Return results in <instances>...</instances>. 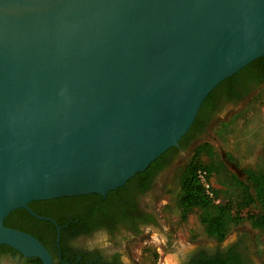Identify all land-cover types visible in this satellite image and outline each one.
I'll list each match as a JSON object with an SVG mask.
<instances>
[{
  "label": "water",
  "instance_id": "95a60500",
  "mask_svg": "<svg viewBox=\"0 0 264 264\" xmlns=\"http://www.w3.org/2000/svg\"><path fill=\"white\" fill-rule=\"evenodd\" d=\"M263 55L264 0H0V245L52 264L8 213L124 185Z\"/></svg>",
  "mask_w": 264,
  "mask_h": 264
},
{
  "label": "flooded vegetation",
  "instance_id": "af4514ba",
  "mask_svg": "<svg viewBox=\"0 0 264 264\" xmlns=\"http://www.w3.org/2000/svg\"><path fill=\"white\" fill-rule=\"evenodd\" d=\"M259 59L233 74L234 78L215 92L198 124L161 162L146 171L149 164L144 174L135 177L136 173L124 185L106 193L32 199L28 202L31 211L24 207L12 210L9 226L35 236L49 251L52 264H167L165 243L160 244L157 236H164L169 246L170 233L162 229L149 208L150 198L158 192L161 175L177 157L206 136L223 113L230 114L234 106L245 105L264 87V55ZM213 242L212 246L200 244L177 251L178 264H264L241 234L225 242ZM0 264L42 261L1 244Z\"/></svg>",
  "mask_w": 264,
  "mask_h": 264
},
{
  "label": "trees",
  "instance_id": "16d2710c",
  "mask_svg": "<svg viewBox=\"0 0 264 264\" xmlns=\"http://www.w3.org/2000/svg\"><path fill=\"white\" fill-rule=\"evenodd\" d=\"M234 76L224 79L207 95L190 129L182 138L198 124L199 116L211 105L215 92ZM213 133L221 142V151L209 141L199 142L176 175V210L182 221L187 219L190 212L197 210L206 236L218 241H222L234 226L248 221L258 230V253L264 262V167L255 169L259 162L264 163V87L242 108L219 120L213 126ZM171 148L153 160L146 171L161 162ZM225 158L242 171L243 177L235 176L229 183L223 179ZM199 170L206 172L212 195L206 192L198 176ZM146 171L137 173L135 177ZM12 212L4 219L6 226L11 222Z\"/></svg>",
  "mask_w": 264,
  "mask_h": 264
},
{
  "label": "rangeland",
  "instance_id": "374dc122",
  "mask_svg": "<svg viewBox=\"0 0 264 264\" xmlns=\"http://www.w3.org/2000/svg\"><path fill=\"white\" fill-rule=\"evenodd\" d=\"M242 104L234 106L229 111L234 112L242 108ZM231 112V113H232ZM229 113V112H228ZM228 113H223L222 118H227ZM209 141L212 143L217 150L221 151V142L213 133V127L209 129L206 136H202L197 139L193 148L187 151L185 154L176 158L173 164L169 169L163 172L160 177V184L158 187V192L154 194L149 201V208L155 212L157 219L162 224L164 230L170 233L171 243L169 246L166 245V238L164 236H157L160 244L165 243V254L167 257H175L176 264H178V253L177 251H185L194 245H205L212 246L214 245L213 241L222 242L227 241L229 238L236 236L237 234L243 235L246 242L250 244L249 249H256V254L259 259L263 260L262 256L258 253V242H257V233L258 230L253 228L248 221L234 226L228 235L222 240L218 241L212 238H209L204 233L201 223L199 221L198 211L190 212L187 219L182 221L174 204L175 193L178 189L177 174L180 171V168L184 163L189 159L192 154L193 149L197 145V142ZM226 161V160H225ZM264 163L259 162L256 166V170L263 169ZM243 177L242 171L235 167V165L229 161H226V167L223 170L222 177L229 183L233 180V177ZM160 233V232H159ZM160 246V245H159ZM167 246V247H166ZM178 246V248L176 247ZM175 250V251H173ZM127 253V252H126ZM128 254V253H127ZM151 260V259H150ZM165 262V260L163 259ZM167 261V260H166ZM150 264V263H149Z\"/></svg>",
  "mask_w": 264,
  "mask_h": 264
},
{
  "label": "built area",
  "instance_id": "2783aa9c",
  "mask_svg": "<svg viewBox=\"0 0 264 264\" xmlns=\"http://www.w3.org/2000/svg\"><path fill=\"white\" fill-rule=\"evenodd\" d=\"M198 176H199L200 180L203 182L204 186L206 187V192L209 195H212L210 182L207 179L206 172L204 170H199L198 171Z\"/></svg>",
  "mask_w": 264,
  "mask_h": 264
},
{
  "label": "bare ground",
  "instance_id": "6f19581e",
  "mask_svg": "<svg viewBox=\"0 0 264 264\" xmlns=\"http://www.w3.org/2000/svg\"><path fill=\"white\" fill-rule=\"evenodd\" d=\"M166 260H167V264H176V260H175V257H171V256H167L166 257Z\"/></svg>",
  "mask_w": 264,
  "mask_h": 264
}]
</instances>
